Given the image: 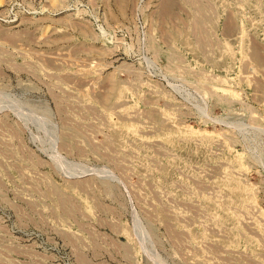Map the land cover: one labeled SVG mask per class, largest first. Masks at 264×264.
Returning <instances> with one entry per match:
<instances>
[{"label": "rangeland", "instance_id": "rangeland-1", "mask_svg": "<svg viewBox=\"0 0 264 264\" xmlns=\"http://www.w3.org/2000/svg\"><path fill=\"white\" fill-rule=\"evenodd\" d=\"M0 264H264V0H0Z\"/></svg>", "mask_w": 264, "mask_h": 264}]
</instances>
